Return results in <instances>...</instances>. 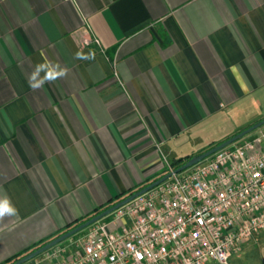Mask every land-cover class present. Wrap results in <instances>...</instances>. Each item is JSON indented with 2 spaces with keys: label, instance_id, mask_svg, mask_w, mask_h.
<instances>
[{
  "label": "crops",
  "instance_id": "0c3cea01",
  "mask_svg": "<svg viewBox=\"0 0 264 264\" xmlns=\"http://www.w3.org/2000/svg\"><path fill=\"white\" fill-rule=\"evenodd\" d=\"M262 119L264 0H0V264Z\"/></svg>",
  "mask_w": 264,
  "mask_h": 264
},
{
  "label": "built area",
  "instance_id": "2783aa9c",
  "mask_svg": "<svg viewBox=\"0 0 264 264\" xmlns=\"http://www.w3.org/2000/svg\"><path fill=\"white\" fill-rule=\"evenodd\" d=\"M250 134L121 206L110 221L48 249L36 262L229 264L231 253L264 231V125Z\"/></svg>",
  "mask_w": 264,
  "mask_h": 264
},
{
  "label": "water",
  "instance_id": "95a60500",
  "mask_svg": "<svg viewBox=\"0 0 264 264\" xmlns=\"http://www.w3.org/2000/svg\"><path fill=\"white\" fill-rule=\"evenodd\" d=\"M263 125H264V119H262L261 121L251 125L250 127H247L246 129H244V130L240 131L239 133L233 135L232 137L228 138L227 140L223 141L222 143L217 144V145L213 146L212 148H210V149H208V150H206V151H204L198 155L191 157L185 163H183L179 167L173 169L169 173L163 175L159 179H157V180L153 181L152 183L146 185L145 187L141 188L140 190H138L134 193H131L130 195H128L124 199L118 201L116 204L110 206L109 208H107L104 211L96 214L95 216L89 218L88 220L80 223L79 225L73 227L72 229L64 232L60 236L56 237L55 239L49 241L48 243H46L43 246L39 247L38 249L32 251L31 253L21 257L20 259H18L17 261H15L11 264H22L26 261H29V260L37 257L38 255L42 254L43 252L47 251L48 249L56 246L59 243H62L63 241L67 240L68 238L72 237L73 235L77 234L78 232L89 227L90 225L100 221L101 219L105 218L106 216H109L110 214H112L115 210H117L121 206L125 205L126 203L130 202L134 198H136V197L148 192L149 190L153 189L154 187H156L157 185H159L160 183H162L164 180L171 177L172 175L180 173V172L194 166L195 164L201 162L202 160L209 157L210 155H212L216 151L236 142L237 140H239L242 137L250 134L251 132L255 131L256 129L260 128Z\"/></svg>",
  "mask_w": 264,
  "mask_h": 264
},
{
  "label": "clouds",
  "instance_id": "9594fccd",
  "mask_svg": "<svg viewBox=\"0 0 264 264\" xmlns=\"http://www.w3.org/2000/svg\"><path fill=\"white\" fill-rule=\"evenodd\" d=\"M94 53L84 54L82 51H77L74 54L75 59H91ZM68 70L61 67L59 64H52L45 61L39 63L34 67L30 74L29 86L33 90L41 89L46 83H54L57 79H61L67 75ZM43 73V75H41ZM18 214L17 208L12 204L11 199L7 196L0 198V219L5 216H16Z\"/></svg>",
  "mask_w": 264,
  "mask_h": 264
},
{
  "label": "trees",
  "instance_id": "16d2710c",
  "mask_svg": "<svg viewBox=\"0 0 264 264\" xmlns=\"http://www.w3.org/2000/svg\"><path fill=\"white\" fill-rule=\"evenodd\" d=\"M246 136H247V135H246ZM220 143H222V142H220ZM220 143H218V144H220ZM216 145H217V144H216ZM213 146H215V145H213ZM213 146L209 147L208 149L212 148ZM208 149H207V150H208ZM188 159H190V157H189V158H188V157H185V158H179V159H174V160H172V162H171V166H172V167H171V168H172V169H175V168L179 167V166L182 165L184 162H186ZM172 169H171V170H172ZM157 179H159V177L155 178L153 181H155V180H157ZM153 181H151L150 183H152ZM150 183H147V184H145V185L139 187L138 190H140L141 188L145 187L146 185H148V184H150ZM138 190H135V191H133V192H131V193H134V192H136V191H138ZM117 202H118V201H114V200H113V201H110V202L107 203L106 205L96 208V209L94 210V212L92 213V215L89 216V217H87L86 219H82V220L75 221V222H73V223L68 224V225L66 226V228L64 229V231L60 232L56 237L60 236V235L63 234L64 232H66V231L72 229L73 227L79 225L80 223H82V222L88 220L89 218L95 216L96 214H98V213L104 211L105 209L109 208L110 206L116 204ZM108 217H110V215H109V216H106L105 218L101 219L100 221H102V220H104V219H107ZM98 222H99V221H98ZM87 228H88V227H87ZM85 229H86V228H85ZM85 229H84V230H85ZM84 230L78 232L77 234L73 235L72 237H74V236L80 234V233L83 232ZM56 237H55V238H56ZM55 238H54V239H55ZM68 239H69V238H68ZM52 240H53V239H52ZM49 241H51V240H44V241H41V242H39L38 244L34 245L33 247L29 248V249H28L27 251H25L24 253L18 254V255H16V256H14V257L8 259L6 262L1 263V264H11V263L17 261L18 259H20L21 257H23V256H25V255L31 253L32 251H34V250L38 249L39 247L43 246L44 244L48 243ZM38 256H39V255H38Z\"/></svg>",
  "mask_w": 264,
  "mask_h": 264
},
{
  "label": "rangeland",
  "instance_id": "374dc122",
  "mask_svg": "<svg viewBox=\"0 0 264 264\" xmlns=\"http://www.w3.org/2000/svg\"><path fill=\"white\" fill-rule=\"evenodd\" d=\"M200 154V153H199ZM195 156V155H194ZM185 163V162H184ZM111 215H110V217H108L107 219H104V220H102L101 222H105V221H110L111 220ZM84 232H86V231H84ZM84 232H82L81 234H83ZM73 238H75V236L74 237H70L69 239H67V240H65V241H63V242H69L71 239H73ZM60 244V243H59ZM36 261V260H35ZM35 261H34V258L33 259H31V260H29V261H26V262H24V263H22V264H35Z\"/></svg>",
  "mask_w": 264,
  "mask_h": 264
}]
</instances>
